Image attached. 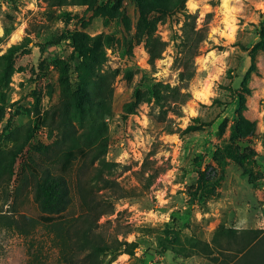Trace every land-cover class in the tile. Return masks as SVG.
I'll list each match as a JSON object with an SVG mask.
<instances>
[{"label": "rangeland", "instance_id": "1", "mask_svg": "<svg viewBox=\"0 0 264 264\" xmlns=\"http://www.w3.org/2000/svg\"><path fill=\"white\" fill-rule=\"evenodd\" d=\"M47 4L0 0V55L30 40L15 57L0 102V134L26 141L0 182V264H69L53 228L37 220L33 175L25 184L19 181L28 173L27 153L55 173L52 161L65 147L54 143V131L38 125L37 114L48 115L60 100L55 62L66 61L72 72L79 62L70 41L51 42L67 30L102 37L97 63L85 76L113 75L111 112L97 120L108 139L105 157L116 163L109 179L133 189V197L116 202L112 215L99 218V228L106 237L137 241L138 248L133 257L122 254L112 264H221L220 252L211 245L191 248L192 238L208 241L220 224L264 230V0H187L185 9L206 37L192 60L193 75L184 79L171 48L150 64L146 46L149 38L170 43L172 31L181 34V22L171 28L154 14L141 21L133 0H67L50 10ZM157 83L176 99L169 98L162 109L149 100ZM130 101L136 106L127 111ZM196 116L213 120L201 131L181 135ZM90 171L76 159L65 174L68 215L79 212L77 189L88 190L84 181ZM154 172L147 189L145 177ZM8 219L27 221V232L7 226ZM168 228L179 230L178 247L191 250L189 257L171 250ZM161 242L169 245L166 250Z\"/></svg>", "mask_w": 264, "mask_h": 264}, {"label": "trees", "instance_id": "2", "mask_svg": "<svg viewBox=\"0 0 264 264\" xmlns=\"http://www.w3.org/2000/svg\"><path fill=\"white\" fill-rule=\"evenodd\" d=\"M75 1L93 2V0ZM133 1L138 5L141 21L146 22L147 15L154 14L166 18L171 28L179 22L182 23L181 34L172 31L170 43L159 38L147 39L148 60L150 64H153L154 60L159 58L160 53L169 47L174 59L181 66L180 78L191 77L193 75L192 60L197 54L200 43L206 37V29L204 27L196 29L195 20L185 9L187 0ZM47 3L50 10L53 7L66 5L67 0H47ZM260 37L264 44L262 33ZM60 39L70 41L73 46V52L79 60L73 68L76 73L71 71V66L66 61L55 62L60 100L52 107L48 115L38 116L37 114V123L39 126L49 128L50 134L54 131V143H61L65 147L52 161L55 165V173L42 167L38 159H35L38 157L29 156L27 153L23 162H25L28 173L19 177V181L25 184L28 176L33 175V197L41 213L37 216V220L53 228L54 237L61 247L60 253L65 261L69 264H112L119 255L125 254L133 257L138 248L137 241H126L115 236L106 237L99 228L102 225L98 221L99 218L112 215L116 202L133 197V189L121 187L116 181L109 179L116 163L105 157L108 139L97 120L111 112L113 75L99 74L93 78L85 76V71L91 70L97 63L101 36L88 37L67 30L51 42L57 43ZM29 41L26 37L20 43L11 45L5 53L0 55L1 103L5 101L4 90L8 87L14 72L15 57L26 48ZM164 86L166 85L157 83L149 97V100L153 99L160 109L167 104L169 98H175L171 97L174 93L160 89ZM167 88L170 91L173 90L169 85ZM213 101L218 105L221 104L219 98H214ZM135 106V101H130L125 109L132 111ZM176 115L181 116V113L176 112ZM72 121H75L76 125ZM211 121L206 122L200 116H196L192 123L180 131V134L186 135L201 131L204 127L210 126ZM76 129L80 131L77 133ZM167 130L174 132L172 127H167ZM3 136L1 133L0 182L5 175V167L11 169L16 164L17 158L22 154L23 144L26 143V141L18 142L15 136ZM236 136L233 130L231 138ZM8 142H11L10 146L7 145ZM76 159L82 160V163L90 167L91 171L87 180L84 181V189L88 190L84 193V190L77 189L79 200L81 199L79 212L68 215L65 210L70 201L65 174ZM156 176L157 172L148 174L145 177L144 187L148 189ZM95 187L106 190L98 192L94 189ZM5 224L9 227L14 225L21 232H27V221L16 223L8 219ZM165 241L170 246L161 242V248L164 250L169 246L174 253L183 257H189L192 254L191 250L179 248L182 243L179 230L168 228ZM191 242V248H205L211 245L223 256L221 264H264V230L262 229H233L220 224L211 232V238L208 241L194 236ZM208 250L212 252L211 249Z\"/></svg>", "mask_w": 264, "mask_h": 264}]
</instances>
